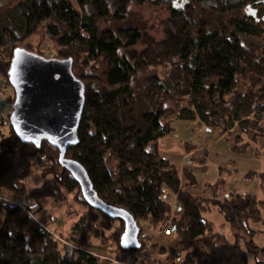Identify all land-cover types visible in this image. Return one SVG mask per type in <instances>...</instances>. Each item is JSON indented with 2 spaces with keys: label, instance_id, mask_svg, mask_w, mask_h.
<instances>
[{
  "label": "trees",
  "instance_id": "16d2710c",
  "mask_svg": "<svg viewBox=\"0 0 264 264\" xmlns=\"http://www.w3.org/2000/svg\"><path fill=\"white\" fill-rule=\"evenodd\" d=\"M134 3L166 6L171 28L131 59L123 50L139 43L141 31L101 23L121 24ZM253 5L260 9L256 17L247 13ZM1 16L0 75L12 91L14 51L23 47L47 56L22 45L28 38L49 37L59 46L51 57L72 60L74 74L85 84L86 101L78 143L65 157L86 169L103 201L128 211L140 233L144 223L174 229L178 248L154 246L171 264H251L250 255L253 264H264V245L256 242L259 230L253 227H264V201L248 192L228 193L222 200L194 196L186 191L197 183L194 175L184 171L182 180L159 145L177 119L197 120L223 133L238 128V141L241 133L253 140L264 137L263 0H18ZM140 73L148 81L137 87L133 80ZM6 98L14 101V92ZM59 157L47 141L40 146L22 141L11 120L0 131V189L27 192L35 162L41 167V184L30 190L28 208L0 205V264H102L86 250L92 238L106 246L112 242L117 255L140 253L142 241L139 248L124 247L125 221L87 202ZM246 177L264 183V173ZM224 184L220 179L213 187ZM170 192L177 195V214ZM67 193L84 211L70 235L53 231L56 238L30 211L39 215L41 199L63 202ZM212 205L224 213L234 239L205 217ZM116 223L117 229L107 234Z\"/></svg>",
  "mask_w": 264,
  "mask_h": 264
},
{
  "label": "crops",
  "instance_id": "0c3cea01",
  "mask_svg": "<svg viewBox=\"0 0 264 264\" xmlns=\"http://www.w3.org/2000/svg\"><path fill=\"white\" fill-rule=\"evenodd\" d=\"M3 93L0 89V95ZM11 94L8 89L5 95L9 96ZM172 128V132L160 139V152L162 156L180 169L182 180L185 181L184 171H190L194 175L197 183L188 184L186 191L204 199L219 200H222L228 193L248 192L264 201V183L259 178L249 179L246 177L249 172L264 173V137L253 140L246 134L241 133L242 139L238 141L236 139V136L240 134L238 128L227 133H223L221 130L211 131L206 129L197 120L177 119L172 124ZM220 179H223L225 184L220 188H214L213 185ZM40 184L41 181H38L34 187ZM176 196L175 193L170 192L168 197L169 201L173 204L174 214H177ZM39 203L41 207L39 216L43 220L52 218L50 227L65 236L71 234L73 224L84 211L83 207L78 204L83 211L69 224L65 223L64 220L60 221L56 219L54 217L55 214H53L54 211L51 210H56V205L62 202L44 198ZM210 209L211 206L204 213L207 219L209 218L206 216V213ZM253 227L259 230L255 224H253ZM168 228L166 226L161 230H156L148 223L143 224L142 231H148L155 243L151 248L145 249L146 255L150 257L148 264H171L165 259L164 255L154 248L156 245L170 246L172 248L179 247V237L175 231H168ZM216 230L219 231L217 228ZM228 237L231 239L230 236ZM97 239L92 238L86 250L109 260L105 261V263L102 262V264H118L117 262L120 260H129L131 263H136L134 258L137 259L141 255V253L132 252L117 255L112 248L110 249L109 245L105 246L98 242L99 239L95 242ZM91 244L95 248H92Z\"/></svg>",
  "mask_w": 264,
  "mask_h": 264
},
{
  "label": "water",
  "instance_id": "95a60500",
  "mask_svg": "<svg viewBox=\"0 0 264 264\" xmlns=\"http://www.w3.org/2000/svg\"><path fill=\"white\" fill-rule=\"evenodd\" d=\"M10 83L14 90L11 124L25 143L40 146L47 141L60 152V162L79 181L81 191L94 208L125 221L122 244L140 247V226L125 209L103 201L93 188L86 169L66 158L78 143V129L84 111L85 84L73 72L71 59L47 57L23 47L17 48L10 61Z\"/></svg>",
  "mask_w": 264,
  "mask_h": 264
},
{
  "label": "rangeland",
  "instance_id": "374dc122",
  "mask_svg": "<svg viewBox=\"0 0 264 264\" xmlns=\"http://www.w3.org/2000/svg\"><path fill=\"white\" fill-rule=\"evenodd\" d=\"M18 0H0V23L2 22V16L6 8H10L13 5L16 4ZM170 13L166 6H157L153 5L151 3H146L144 5H137L132 4L128 13L127 18L121 23V24H115L113 22H110L108 24L101 23L102 25H105L107 27L117 28V27H135L138 28L142 33V38L139 41V43L134 46L133 48L124 49V53L131 59H135V57L151 42L154 40H158L163 38L166 33L170 30L171 24L169 21ZM30 44L33 49L35 50H41L43 52H46V55L48 57L56 56V53L59 49L58 44L50 39L49 37H41V36H32L28 38L22 45H28ZM97 66L101 67V62L96 63ZM148 81V76L146 74L140 73L137 75L133 80V85L140 87L144 86ZM10 92L13 94L14 91H12L11 88H9ZM108 165L111 169V171L114 173L113 168L111 166V161L108 159ZM41 172V169L39 170ZM36 176H31L28 179V190H31L34 188V185H37L38 181H41L40 173L36 171ZM116 174V173H115ZM67 200L62 203H58L57 209L53 210V214H55V218L62 221L64 220L65 223H72L73 219H76L80 212L83 211V209L78 205V203L74 202L73 195L70 193H67ZM69 200V201H68ZM31 200H29V203ZM262 211L264 212V204L261 205ZM68 210V211H67ZM80 210V211H79ZM70 213V214H69ZM52 216V217H53ZM206 216L214 221L215 228H217L219 231L227 234L230 236L231 239H234V231L228 220L226 219L224 213L221 211V209L218 206H211V209L208 213H206ZM67 217V218H66ZM49 219V218H48ZM44 220L47 222L50 226V222H52V218L49 220ZM117 224L112 227L110 231L107 232V234H111L115 229H117ZM255 224V223H254ZM256 228H259V231L255 237L256 242L259 245H264V227L261 224H255ZM51 228V227H50ZM171 228V227H169ZM261 228V229H260ZM52 229V228H51ZM53 230V229H52ZM174 230V229H173ZM55 231V230H53ZM175 231V230H174ZM57 234H60L59 231H55ZM59 236V235H58ZM99 239V238H98ZM95 240V242L98 241ZM140 241L144 244L143 250L146 248H151L153 246L154 241L153 237L149 234V232L142 231L139 236ZM113 241V240H112ZM98 242L101 243L99 240ZM99 244V243H96ZM110 246V249L115 252V245L108 243ZM106 246V245H105ZM108 246V245H107ZM92 248H95L92 246ZM142 250V251H143ZM142 251L140 253H142ZM149 251V250H148ZM148 255L142 260L139 261L138 257L137 259L134 258L136 263H131L129 260H120L122 263L125 264H148L149 261ZM102 262L105 263V261H109L105 258L100 257ZM119 262V261H118ZM112 263H114L112 261ZM250 263L253 264V256L250 255Z\"/></svg>",
  "mask_w": 264,
  "mask_h": 264
},
{
  "label": "built area",
  "instance_id": "2783aa9c",
  "mask_svg": "<svg viewBox=\"0 0 264 264\" xmlns=\"http://www.w3.org/2000/svg\"><path fill=\"white\" fill-rule=\"evenodd\" d=\"M0 89L4 92L0 95V131L8 126L11 120V115L14 110V101L12 99L6 98V93L8 92V85L6 84V80L0 75ZM41 169L39 162H35L32 176H36V171L39 172ZM29 194L30 190L23 194H18L13 191H10L6 188L0 189V205L1 206H19L22 208H28L29 205ZM31 217L36 220V222L40 225V227L48 232H53L50 228L49 224L45 222L39 215H36L30 211ZM1 218V216H0ZM168 231H174L172 228H168ZM56 238H60L57 234H55ZM146 249V248H145ZM145 249L142 251L141 255L138 256V260L142 261L146 257ZM118 264H125L122 261L117 262Z\"/></svg>",
  "mask_w": 264,
  "mask_h": 264
},
{
  "label": "flooded vegetation",
  "instance_id": "af4514ba",
  "mask_svg": "<svg viewBox=\"0 0 264 264\" xmlns=\"http://www.w3.org/2000/svg\"><path fill=\"white\" fill-rule=\"evenodd\" d=\"M167 1H171L172 2L173 0H167ZM183 1H186V0H182V2ZM178 2H180V1H177V3ZM263 2H264V0H263ZM177 3L173 2V5L176 6ZM180 4H181V2H180ZM258 5L260 6V4H258ZM258 5L249 6L248 9H247V13L252 15V16H255V17L258 16L259 10H260L258 8Z\"/></svg>",
  "mask_w": 264,
  "mask_h": 264
}]
</instances>
